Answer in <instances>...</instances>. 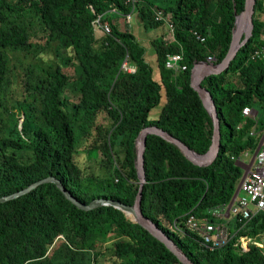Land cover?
Wrapping results in <instances>:
<instances>
[{"label":"trees","instance_id":"trees-1","mask_svg":"<svg viewBox=\"0 0 264 264\" xmlns=\"http://www.w3.org/2000/svg\"><path fill=\"white\" fill-rule=\"evenodd\" d=\"M245 1L0 0V197L53 177L84 204L104 198L132 205L139 189L136 140L150 126L206 153L214 124L191 87V71L210 56L216 64L225 59ZM157 10L174 32L171 42L152 40L155 80L147 49L119 21L130 24L136 16L147 32L169 31L156 21ZM97 17L111 29L99 39L93 29ZM263 36L264 0H256L252 38L227 71L202 82L221 122V146L209 166L194 165L159 136L147 138L141 211L194 264H264L262 212L244 226L231 220L229 241L212 252L184 225L189 213L210 218L209 210L231 201L243 176L236 161L255 152L264 132V58L254 57L264 47ZM6 50L34 61L27 70L31 87L23 85L19 99L11 94ZM177 53L185 71L166 67L167 56ZM124 62L135 72L124 71ZM162 91L166 103L154 120L150 114ZM246 107L256 115L245 116ZM101 113L105 123L97 122ZM88 139L87 155L95 165L89 172L76 158L77 146ZM243 237L252 241L244 250ZM102 257L110 264H181L119 210H80L53 183L0 203V264H104Z\"/></svg>","mask_w":264,"mask_h":264},{"label":"water","instance_id":"water-1","mask_svg":"<svg viewBox=\"0 0 264 264\" xmlns=\"http://www.w3.org/2000/svg\"><path fill=\"white\" fill-rule=\"evenodd\" d=\"M256 0H246L244 10L236 15L235 27L233 29V37L229 52L225 59L220 63L216 64L214 62H199L197 63L191 71V87L199 94L204 106L209 112L213 120V130L211 145L208 151L202 155H199L192 150H190L185 144H183L178 139L174 138L171 134L164 131L163 129L150 126L141 130L139 133L135 152L136 160L135 167L137 170V177L139 181V189L136 194L135 200L132 205H125L117 200L98 198L90 201L88 204H84L74 198L61 184V182L53 177H47L41 179L33 184L29 185L25 189H22L13 194L0 197V203H4L9 200L17 199L25 194L30 193L32 190L37 188L39 185L45 183H53L56 188L63 194V196L75 205L78 209L83 211H90L99 207H113L114 209L122 212L127 219L131 222L139 225L144 230H146L152 237L161 242L173 255L178 259L181 264H194L167 236L153 221L145 217L140 208L141 192L143 184L145 183L144 175V159L143 154L145 150V145L147 143V138L150 135H156L161 137L168 143L175 145L181 153L194 165L199 167L209 166L217 157L220 146H221V135H220V119L218 116L217 108L211 93L202 87V82L212 75H220L227 71L232 62L235 60L240 49L247 45L249 40L253 36L254 31V13H255Z\"/></svg>","mask_w":264,"mask_h":264},{"label":"built area","instance_id":"built-area-1","mask_svg":"<svg viewBox=\"0 0 264 264\" xmlns=\"http://www.w3.org/2000/svg\"><path fill=\"white\" fill-rule=\"evenodd\" d=\"M130 2L133 4L134 0H130ZM130 19L131 17L128 16V20ZM155 19L156 21L165 22L173 34L174 26L163 11L157 10ZM93 29L100 31L104 35L111 33L110 25L106 22H101L100 17L94 20ZM194 35L201 43L206 41V38L198 32H194ZM254 57L264 58V47L257 50ZM183 60L184 57L180 53L170 54L166 59V67L176 72L185 71L187 67L182 64ZM207 61L210 63L214 62L215 58L210 56ZM127 69L132 72L135 71V69L130 67ZM243 114L251 117L256 115L249 107L243 110ZM246 154L244 153L243 156H246ZM236 162L239 163L241 161L237 159ZM258 212L264 213V132L254 153V164L242 176L231 201L228 204H222L209 210L210 218H200L189 213L184 225L195 236L198 245L203 250L212 252L223 247L229 241L227 224L231 220L244 226ZM240 242L244 250L246 249L245 246H249L252 241L243 237L240 239Z\"/></svg>","mask_w":264,"mask_h":264},{"label":"rangeland","instance_id":"rangeland-1","mask_svg":"<svg viewBox=\"0 0 264 264\" xmlns=\"http://www.w3.org/2000/svg\"><path fill=\"white\" fill-rule=\"evenodd\" d=\"M116 12V11H114ZM117 13V12H116ZM126 21V20H125ZM120 25V29L122 31H130L132 32L135 36H137L141 41L142 44L146 45L147 47L149 46L148 44L158 38H154V36L149 35L151 32H147L144 30L143 26L140 24V22L137 21L136 17L133 16V19L131 21L130 24H128V22H123ZM143 33V34H142ZM155 33V32H154ZM140 36V37H139ZM264 38V36H263ZM172 39V38H171ZM43 42V41H42ZM146 43V44H145ZM150 50L152 49V46L148 47ZM153 50L149 51L148 53V59L146 60L150 66L153 69V75H154V79L158 80L159 78V70L157 67V62H155V60H152L150 58V55H152ZM6 54L9 60V67H10V76H11V81L13 82L12 85V92L11 94L14 96V98H21L23 96V91H24V87L23 85L27 88V87H31L30 84L32 82V74L27 71L30 67H32L33 64V60H31L29 57H24V53H17V52H12L9 50H6ZM43 56V55H41ZM129 66L127 64H125V62L122 65V69L124 71H128V72H132L130 70H128ZM65 72L69 75H73L74 71L73 69H65ZM135 72V71H134ZM133 73V72H132ZM31 89V88H30ZM34 91L32 90V93ZM166 103V96L164 91H162V99L160 104L156 107V109H154L151 114H150V118L151 119H157L158 115L162 109V107L165 105ZM24 117V115H23ZM23 117H22V122H23ZM98 123H105L106 119H105V114L101 113L98 117ZM89 140V141H88ZM88 140H84L80 145L77 146V155L76 158L77 160H79V162L81 163V165L83 166V169H85L87 172H89V168H92L93 171H95V165L94 162L89 161V159L91 157H89V155H87V149L90 143V139ZM88 141V142H87ZM94 156H96L94 154ZM58 245V242L55 244V246ZM259 246H263L262 242L260 243ZM245 248H247V246H245ZM105 257L100 258V261H104ZM104 264H110L107 261H104Z\"/></svg>","mask_w":264,"mask_h":264},{"label":"crops","instance_id":"crops-1","mask_svg":"<svg viewBox=\"0 0 264 264\" xmlns=\"http://www.w3.org/2000/svg\"><path fill=\"white\" fill-rule=\"evenodd\" d=\"M123 21H124V19L121 18V20L119 21L120 24L123 23ZM137 21L140 22L138 19H137ZM94 32H95L96 38L99 39L101 37L102 33L100 31H98V30H94ZM149 35L154 36V38H156V37L161 38L164 42H171L173 40V34H172V32L170 30L168 31L167 27H161V28H159V29L151 32ZM137 39L142 44V41H141L142 39L140 40L138 37H137ZM151 44H152V41L148 45L151 46ZM142 45L147 49V52H146V55H145V58L147 60L148 59V53H149V51L153 50V48L150 50L148 48L149 46L147 47L144 44H142ZM150 58L152 60H155L156 59V55H155L154 51H153L152 55H150ZM254 153H252V154L247 153L246 156H242L241 162L236 163L239 166V168L243 171V175L254 164Z\"/></svg>","mask_w":264,"mask_h":264}]
</instances>
